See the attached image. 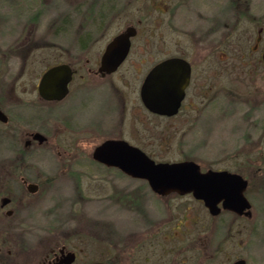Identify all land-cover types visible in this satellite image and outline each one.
<instances>
[{
	"label": "flooded vegetation",
	"instance_id": "af4514ba",
	"mask_svg": "<svg viewBox=\"0 0 264 264\" xmlns=\"http://www.w3.org/2000/svg\"><path fill=\"white\" fill-rule=\"evenodd\" d=\"M100 1L79 0L78 8L75 9V15L79 20L75 23V36L72 38H66L65 28L58 26L56 36H17L0 43V73L3 69L0 75V111L6 118L5 121L0 120V124L7 128L3 136L16 142L14 148L10 149L12 158L7 164H0V203L3 198H8L5 205L0 204L2 209L7 207L4 211L5 221L13 214H18V210L25 213L30 208L32 202L29 195L39 190L46 194L55 184L50 180L51 177L40 171L36 175H29L27 163L32 156L31 153L41 146H47L50 139L40 127L18 126L12 121L1 102L6 89H11L13 94L11 98L18 104L43 108V115L49 118L50 107L59 103L64 104L71 94L75 78L78 79L76 94L79 106L75 109L77 111L70 114L64 110L62 123L59 124L60 132L55 133L54 130L52 134L55 133V137H58V134H66L74 140L99 136L101 141L89 154L91 160L120 173L122 172L116 167L105 166L92 158L96 146L106 140H124L151 157L156 154L157 147L159 148L155 136L148 132L156 129V117H181L183 121L192 122L194 117L209 116L211 108L224 102L226 98L224 85L215 84L225 76L226 71H234L239 78L251 82L258 95L264 94V12L259 11L252 0H125L122 5L104 3L102 5ZM196 2L200 3V8L205 11V20L209 21V28L201 36H189L187 43L181 46L176 39L177 33L182 29L178 26L179 13H188L189 10L197 8ZM196 10L198 13L201 11L199 8ZM213 12L217 14L209 16ZM121 17L130 20L118 23L116 19ZM110 29L113 31L108 36ZM121 34L129 36L127 53L115 69L108 71L112 65H104L103 59H118L124 47L123 44H115L111 51L106 53L107 47ZM184 35L188 36L189 33ZM69 39L75 44V52L65 60V45ZM37 59L55 62L47 65L33 84V80L24 77L28 76V73L34 74L32 66ZM171 59L184 61L189 75L177 112L172 116H164L155 114L145 107L141 99V87L154 66ZM226 59L232 62L226 65ZM60 64H67L72 72L67 84V93L59 100L43 99L38 93L40 78L47 69ZM136 90L139 103L129 107V94L135 93ZM33 93L36 94L34 100H27L25 96ZM235 93L236 90L234 100L231 102L234 109L230 117L239 113L236 105L240 106L241 102L235 99ZM109 97L114 102H110V105ZM66 106L68 104L63 108ZM224 114H221L222 117ZM88 115L90 116L86 120L85 117ZM131 116L132 124L141 127L133 129L132 133L129 129ZM152 119L155 120L152 121L155 122V127L151 129V126L146 124L151 123L148 121ZM43 124L47 128L51 123L47 119L42 122ZM35 133L45 138L42 143L34 138ZM184 134L188 136L187 133ZM128 135L132 136L131 140ZM51 145L53 149L55 143L51 142ZM60 152L67 162L74 155L66 150L57 151V154L60 155ZM193 162L202 172L213 170L211 168L203 170L197 162ZM61 168L63 173L73 170L84 172L86 166L64 164ZM142 181L150 196L133 194V199H130L128 194L123 192L121 196L116 194L117 198L113 196L109 198V202L115 205L109 204L108 210L112 212L114 208L117 211L118 209L132 211L138 216V223L134 228L121 230V234L112 226H106L109 245L120 255L111 256L104 262L105 264H193L195 226L202 232L249 231L243 220H249L252 213L248 216L221 208L217 215L208 212L207 220L200 224L199 219L194 216L193 204L186 203L184 207H173L170 201L189 195L193 201L204 206L201 200L195 199L191 194L158 195L149 188L147 182ZM13 182L20 186L18 194L12 192ZM75 182L76 188L81 190L79 180ZM80 190L76 195L84 202L86 198L83 196V190ZM90 192L89 201L92 203L95 201L92 198L94 191ZM9 204H13V207L9 208ZM219 206L221 207L220 204ZM204 208L206 209L205 206ZM24 222L25 219L21 218L18 224L22 225ZM5 226L6 228H0V264H64L63 259L71 254L73 261L70 264H73L78 258V252L60 239L61 232L47 231L48 234L39 237L35 245L26 246L23 238L31 232L20 234L14 232L13 225L6 223ZM97 226L98 223L95 224L94 230L93 228L90 230V239L94 243L98 235L96 232L100 231ZM55 237L58 239L55 240ZM239 259L242 258L235 257L228 264H233ZM89 263L93 262L84 264Z\"/></svg>",
	"mask_w": 264,
	"mask_h": 264
},
{
	"label": "rangeland",
	"instance_id": "374dc122",
	"mask_svg": "<svg viewBox=\"0 0 264 264\" xmlns=\"http://www.w3.org/2000/svg\"><path fill=\"white\" fill-rule=\"evenodd\" d=\"M124 2L125 0H101L100 4L122 5ZM252 2L259 11L264 12V0H252ZM78 3L79 0H0V43L10 41L17 36H56L58 26L65 28L66 38L74 37V26L79 20L75 15ZM199 4L196 2L195 6L201 10L200 13L196 10L197 8L189 10L188 13H179L178 26L182 29L177 33L176 39L181 46L187 43L189 36H201L209 28V21L205 20V11ZM225 4L227 6L228 2ZM216 14L213 12L209 16ZM116 20L121 23L130 19L121 17ZM112 31L109 30L108 36ZM185 33L189 35L185 36ZM65 47V60H68L75 52V44L69 39ZM53 62L55 60H35L32 66L34 74L28 73V76L24 78L33 80L35 84L38 75ZM230 62L232 61L225 60L226 65ZM2 73L3 69L0 75ZM78 84L79 80L75 78L70 96L64 104L59 103L50 107L49 118L43 115V108L18 104L11 98L13 94L10 88L4 91L1 102L12 121H15L14 123L18 126L40 127L50 139L47 146H41L31 153L32 156L27 163L29 175H36L40 171L51 177L50 180H53L55 184L46 194L39 190L29 195L32 202L30 208L25 213L18 210L19 213L8 217L7 221L4 215L7 207L0 208V222L1 220L4 222H1L0 228H6L7 223L13 225L14 232H31L22 237L26 246L27 244L35 245L36 240L48 232H61L60 239L78 252V258L73 264L95 261L104 263L111 256L120 255L109 245L106 226H112L121 234V230L134 228L138 223V216L132 211L118 209V212L114 208L112 212L108 210L109 204H113L109 202V198L112 196L117 198L116 194L121 196L123 192H126L130 199H133V194L145 197L151 194L141 179L128 177L91 160L89 154L101 141L99 136L83 140H74L66 134L54 136L56 132H60L63 111H68L70 114L77 111L75 109L79 106V98L76 94ZM215 84L216 86L224 85L226 98L224 102L216 105V108H211L209 116L194 117L192 122L183 121L181 117H156L157 126L154 130L152 127H155V122L152 121L155 120L148 121L151 123H147L146 126L150 125L152 129L148 132L155 136L159 144L156 154L151 157L157 161L168 162L193 160L203 170L208 168L228 170L239 174L247 181L245 196L251 204L252 216L249 220H243L245 221L243 223L247 225L246 228L249 231L202 232L195 226L193 264H228L235 257H241L246 264H264V94L258 95L254 91L255 86L245 78H239L234 71H226L225 76ZM234 90H236L235 99L241 103L240 106L236 105L238 115L230 117L234 109L231 104L234 100ZM25 97L27 100H34L36 94ZM108 102L109 105L112 102L110 97ZM128 102L129 107L139 103L137 90L129 94ZM65 104L68 106L63 108ZM222 113H225L224 117ZM89 116L85 117L86 120ZM47 119L51 124L46 128L42 122ZM132 122L131 116L129 117L131 133L133 129L141 128L139 125H133ZM10 124L11 120L8 125ZM6 129L5 125L0 124V164H7L12 158L10 149L16 144L13 139L3 136ZM54 130L55 133L52 134ZM127 137L129 140L132 138L130 135ZM51 142L55 143L53 149L50 147ZM63 150L74 154L70 157V161L67 162L62 157V152L60 155L57 154V151ZM64 164H79L86 168L83 169L84 172L73 170L63 173L61 166ZM75 180H79L81 190L84 192L83 196L87 199L84 202L77 198L76 193L80 189L76 188ZM12 184V192L18 194L19 184L17 182ZM92 190L94 191L92 198L95 201L91 203L89 199ZM170 203L173 207H184L186 203L193 204L194 216L199 219L200 224L208 218V211L204 206L193 201L189 195L172 200ZM8 207H13V204H9ZM21 218H24L25 222L19 225ZM96 223L101 232H96L98 235L94 243L90 239V230L95 229Z\"/></svg>",
	"mask_w": 264,
	"mask_h": 264
},
{
	"label": "water",
	"instance_id": "95a60500",
	"mask_svg": "<svg viewBox=\"0 0 264 264\" xmlns=\"http://www.w3.org/2000/svg\"><path fill=\"white\" fill-rule=\"evenodd\" d=\"M128 37L127 34H121L107 47L106 53L110 52L115 44H123L124 47L118 59H103L104 65H112L108 71L115 69L125 57L129 46ZM186 66L180 59H171L151 69L141 87V99L149 111L164 116H172L177 112L189 75ZM71 74L67 64L47 69L38 84L39 95L47 100L63 98L67 93ZM5 119V115L0 111V120ZM34 138L38 139L39 143L45 139L39 133H35ZM92 158L105 166L116 167L132 178L145 180L149 188L158 195L172 192L180 195L190 193L195 199L201 200L212 215L218 214L221 208L237 214H251V205L245 196L247 181L239 174L214 170L202 172L193 161L155 162L124 140L111 139L102 142L94 148ZM7 202L8 198H3L0 204L3 206ZM63 261L64 264H70L73 255L65 257ZM233 264H245V261L239 259Z\"/></svg>",
	"mask_w": 264,
	"mask_h": 264
}]
</instances>
